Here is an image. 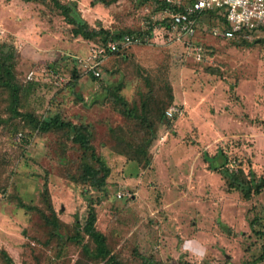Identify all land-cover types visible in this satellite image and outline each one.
Here are the masks:
<instances>
[{
  "label": "rangeland",
  "instance_id": "obj_1",
  "mask_svg": "<svg viewBox=\"0 0 264 264\" xmlns=\"http://www.w3.org/2000/svg\"><path fill=\"white\" fill-rule=\"evenodd\" d=\"M58 1L101 35L73 37L50 0H0L22 114L0 84V264H104L78 229L91 208L123 264H264V188L249 176L264 178V37L217 38L215 15L180 36L158 0ZM123 34L140 42L109 52ZM57 115L90 127L111 169L102 192L79 180L74 132L37 129Z\"/></svg>",
  "mask_w": 264,
  "mask_h": 264
},
{
  "label": "trees",
  "instance_id": "obj_2",
  "mask_svg": "<svg viewBox=\"0 0 264 264\" xmlns=\"http://www.w3.org/2000/svg\"><path fill=\"white\" fill-rule=\"evenodd\" d=\"M41 0H27V2H36ZM49 1V0H43ZM55 2L57 6L62 11V15L65 21L72 26V35L75 38L82 37L86 40H93L101 35V32L93 29L90 27L89 23L86 22L84 19L79 18L77 15L74 14V10L77 8V3H70L69 5H62L59 3L58 0H50ZM159 1V0H158ZM96 3H105L103 0H96ZM162 4L163 10L167 8V5L163 1H159ZM110 36L109 33H106ZM197 35V34H196ZM125 35H113L110 37V41L115 43H119L121 39ZM109 38L105 39V44L108 42ZM243 41V40H241ZM123 48L122 46L120 47ZM119 50V51H120ZM108 51L111 53H117L119 51H112L108 48ZM0 84L4 87L8 88L12 93V101H13V110L16 115L22 116V114L17 110V106L20 102V95H19V87L15 83V76L12 70V67L8 65L5 60L2 58L0 60ZM123 105L127 109V103L123 102ZM35 125L37 129L42 132H49L51 130H64L67 129L69 131L74 132V142L77 143L80 148L86 154V163L83 166V170L80 174L79 180L84 185H89L92 188H96L99 191H103L107 186V181L111 175V169L105 165L102 161L100 156L97 154L95 147L91 144V129L88 126H78L74 125L70 122H65L61 119L59 115L47 119L44 121H40L34 119ZM163 123H168V121H164ZM211 166H214V159L210 161ZM250 179L251 187L250 190L254 191L256 194L259 193L264 188V178H257L254 173H252ZM70 180L73 182H77L78 180L71 176ZM46 188V187H45ZM46 194H48L47 188L45 189ZM245 197H250V191L245 193ZM53 215L55 216L53 208H51ZM56 219V216L53 218ZM48 222H51L50 219H46ZM97 214L94 208H91L88 219L86 220L83 227H78V229H82L83 233L89 238V240L95 245V250L90 253L88 247L84 245L85 251L91 254V256L103 262L104 264H123L116 256L112 253L111 249L108 246L106 236L98 231L97 227ZM75 242H80V238L76 236L73 238ZM143 264H159L155 259L149 258L147 256H143ZM264 261V252L259 258V262ZM258 262V263H259ZM255 264V263H254Z\"/></svg>",
  "mask_w": 264,
  "mask_h": 264
},
{
  "label": "built area",
  "instance_id": "obj_3",
  "mask_svg": "<svg viewBox=\"0 0 264 264\" xmlns=\"http://www.w3.org/2000/svg\"><path fill=\"white\" fill-rule=\"evenodd\" d=\"M167 8L163 10L169 18L171 27L180 36H196L202 17L215 15L222 27L213 30L217 38L226 40H244L246 37H264V0H159ZM140 42L135 35H125L119 43L110 41L108 48L119 51L120 47H129ZM100 77V72H94ZM34 73L29 75L32 79ZM174 111H168L172 117Z\"/></svg>",
  "mask_w": 264,
  "mask_h": 264
}]
</instances>
